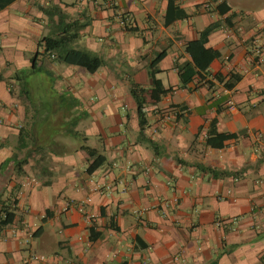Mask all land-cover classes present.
Masks as SVG:
<instances>
[{
    "label": "crops",
    "instance_id": "crops-1",
    "mask_svg": "<svg viewBox=\"0 0 264 264\" xmlns=\"http://www.w3.org/2000/svg\"><path fill=\"white\" fill-rule=\"evenodd\" d=\"M170 1L0 9V264H264V0H173L188 16L166 24ZM65 27L93 63L45 51ZM204 47L220 57L183 85Z\"/></svg>",
    "mask_w": 264,
    "mask_h": 264
},
{
    "label": "trees",
    "instance_id": "trees-1",
    "mask_svg": "<svg viewBox=\"0 0 264 264\" xmlns=\"http://www.w3.org/2000/svg\"><path fill=\"white\" fill-rule=\"evenodd\" d=\"M11 1L13 0H0V9L4 8ZM173 10L175 11V13ZM187 16L188 14L182 8L176 6L173 0L169 2L166 24L171 23L176 18H183ZM211 30L212 27L202 32V36L200 39V42L202 44L205 45V43L207 42V38ZM63 33L64 34L58 37H46L44 39L45 51L50 53H55L56 58L59 60L65 59L68 55L71 54H78L80 56L78 63L84 66H88L94 62L95 58L91 56V54L82 51L81 49L76 50L73 47L74 40L77 37L76 34H70V35L67 34L66 27L64 28ZM190 54L192 57V61L183 64H179V63L176 64V67L178 69V74L183 85H186L189 81H191L195 75H198L199 78L203 80L205 78L204 72L207 70L209 65L212 63L214 59L220 57L219 51L211 50L207 47L198 50H192L190 51ZM151 77H152L153 85L157 89V91L160 94L165 93V89L162 86V82L159 79H156L155 77L154 70H151ZM232 79L233 81L227 83L226 86L233 87V85L240 80V75L232 74ZM142 91L143 90H141L140 92L142 93ZM132 95L134 96L138 104L140 125H141V129H143L146 121H145V114L141 109L144 106L145 97L138 93V89L132 90ZM215 126L216 123L213 122L212 129L209 132L207 143L213 147H221L224 144V141L230 136L229 134L218 133ZM82 148L87 151L89 157H91L92 159L87 168V171L89 173H92L93 171L97 170L105 163L106 156L104 154H101L98 150L87 145H83ZM79 264H83V263H79Z\"/></svg>",
    "mask_w": 264,
    "mask_h": 264
},
{
    "label": "built area",
    "instance_id": "built-area-1",
    "mask_svg": "<svg viewBox=\"0 0 264 264\" xmlns=\"http://www.w3.org/2000/svg\"><path fill=\"white\" fill-rule=\"evenodd\" d=\"M210 2H214L216 0H209ZM211 4L209 3V6ZM69 205H73V206H76L77 205V208L82 211L83 213H85V216L88 217V219L92 218L93 215L89 212H87V210H85V207H84V204L83 202H80V203H77V204H74L73 201H71V203H69ZM36 259H41V260H46V257L44 255H38V254H34L32 255L30 258L26 259L22 264H30L32 260H36Z\"/></svg>",
    "mask_w": 264,
    "mask_h": 264
},
{
    "label": "rangeland",
    "instance_id": "rangeland-1",
    "mask_svg": "<svg viewBox=\"0 0 264 264\" xmlns=\"http://www.w3.org/2000/svg\"><path fill=\"white\" fill-rule=\"evenodd\" d=\"M70 137H72V138L68 139L67 136L64 135V137H62V140H60V142H59L61 144V146H59V147L65 148V149H72L73 147L75 148V143L77 141L76 138H79V137H76V136H70ZM91 145H93V146L96 145L93 138L91 140ZM55 147L57 148V146H55Z\"/></svg>",
    "mask_w": 264,
    "mask_h": 264
}]
</instances>
